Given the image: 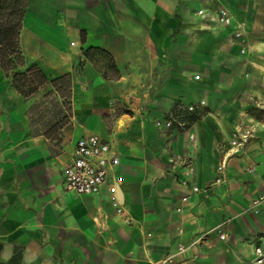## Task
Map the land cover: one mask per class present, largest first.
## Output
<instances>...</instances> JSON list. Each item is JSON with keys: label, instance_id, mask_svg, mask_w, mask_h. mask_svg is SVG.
<instances>
[{"label": "crops", "instance_id": "crops-1", "mask_svg": "<svg viewBox=\"0 0 264 264\" xmlns=\"http://www.w3.org/2000/svg\"><path fill=\"white\" fill-rule=\"evenodd\" d=\"M89 134L119 156L121 215L62 190ZM259 193L264 0H28L0 51V264H252Z\"/></svg>", "mask_w": 264, "mask_h": 264}, {"label": "built area", "instance_id": "built-area-1", "mask_svg": "<svg viewBox=\"0 0 264 264\" xmlns=\"http://www.w3.org/2000/svg\"><path fill=\"white\" fill-rule=\"evenodd\" d=\"M218 16L224 23L228 22L225 11L220 9ZM236 33L235 37H240ZM202 105V104H200ZM194 108L189 106L187 111L191 112ZM172 119L165 121H154L156 127L172 126ZM243 145V142L240 144ZM119 165V156L113 151L110 143L96 135H82L74 143L72 156L64 164L61 170V187L65 193H73L79 196L98 195L101 191L106 190L110 198V204L115 212L121 215L124 211L116 199L118 186L123 179L120 175L112 174V170ZM218 171L225 169V162L221 161L218 165ZM247 171L253 172L252 167H247ZM220 181L218 178L216 182ZM194 192L198 191L193 187ZM264 208V193H259L250 199L249 209L252 214L259 213ZM218 236L221 240H226L227 235L219 231ZM183 249L178 245V250ZM169 256L168 258H170ZM252 264H264V248L256 246L254 248V258Z\"/></svg>", "mask_w": 264, "mask_h": 264}, {"label": "trees", "instance_id": "trees-1", "mask_svg": "<svg viewBox=\"0 0 264 264\" xmlns=\"http://www.w3.org/2000/svg\"><path fill=\"white\" fill-rule=\"evenodd\" d=\"M28 0H0V51L6 47L10 51L14 50V43L20 28L23 9L27 6ZM42 81L43 78H39ZM37 79V80H38ZM69 76H64L57 82H67ZM173 115L182 114L183 121H194L197 117L194 113H181L175 106L171 112Z\"/></svg>", "mask_w": 264, "mask_h": 264}, {"label": "rangeland", "instance_id": "rangeland-1", "mask_svg": "<svg viewBox=\"0 0 264 264\" xmlns=\"http://www.w3.org/2000/svg\"><path fill=\"white\" fill-rule=\"evenodd\" d=\"M59 118H60V116H59ZM63 118V117H62Z\"/></svg>", "mask_w": 264, "mask_h": 264}]
</instances>
